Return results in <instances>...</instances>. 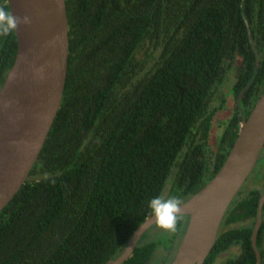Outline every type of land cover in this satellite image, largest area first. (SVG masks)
Masks as SVG:
<instances>
[{
  "label": "trees",
  "instance_id": "trees-1",
  "mask_svg": "<svg viewBox=\"0 0 264 264\" xmlns=\"http://www.w3.org/2000/svg\"><path fill=\"white\" fill-rule=\"evenodd\" d=\"M65 2L62 101L24 185L0 212V264L116 259L152 215L151 198L176 196L183 204L214 177L264 92V0ZM0 7L9 9L6 0ZM16 50L14 31L0 36V88ZM230 75L232 113L212 147ZM261 153L204 264H255L251 233L264 182L248 184L259 180ZM188 219L180 216L172 246ZM155 227L123 264H151L160 245L150 234ZM256 245L264 264V205ZM232 248L236 257L223 256Z\"/></svg>",
  "mask_w": 264,
  "mask_h": 264
},
{
  "label": "water",
  "instance_id": "water-1",
  "mask_svg": "<svg viewBox=\"0 0 264 264\" xmlns=\"http://www.w3.org/2000/svg\"><path fill=\"white\" fill-rule=\"evenodd\" d=\"M6 4L15 16H27L30 22L14 30L17 50L0 88V212L24 185L47 139L61 105L69 55L65 0H6ZM263 148L264 92L241 122L220 170L182 204L181 216L189 219L170 264H204L225 213L262 158ZM263 205L264 193L251 233L255 264H261L256 239ZM154 225L151 215L135 230L121 255L106 264H123Z\"/></svg>",
  "mask_w": 264,
  "mask_h": 264
},
{
  "label": "clouds",
  "instance_id": "clouds-1",
  "mask_svg": "<svg viewBox=\"0 0 264 264\" xmlns=\"http://www.w3.org/2000/svg\"><path fill=\"white\" fill-rule=\"evenodd\" d=\"M30 20L27 16L18 17L11 9L0 7V36H6L17 29L20 24H27ZM155 224L168 233H175L177 224L182 214V201L176 196L167 198L155 196L148 201Z\"/></svg>",
  "mask_w": 264,
  "mask_h": 264
},
{
  "label": "rangeland",
  "instance_id": "rangeland-1",
  "mask_svg": "<svg viewBox=\"0 0 264 264\" xmlns=\"http://www.w3.org/2000/svg\"><path fill=\"white\" fill-rule=\"evenodd\" d=\"M233 81H234V76L233 75H230L229 77V81L226 85H224L222 87V90L223 92L225 91L226 92V107L224 110H222L221 112H219L216 116H215V125H214V129L212 131V139H211V143H212V147H214L215 145V139L217 137V131L219 132L218 133V136L221 134L223 128H224V125H225V121L226 119L231 115L232 111H231V94H230V88L233 84ZM220 120H223L219 123V128H218V122ZM218 128V130H217ZM258 169V168H257ZM252 175V174H251ZM249 176V178H251L252 176ZM253 176L254 178L256 179V177H259V180L255 183L252 179V181L248 184V188H257V189H260L262 183L264 182V163L262 164L261 166V169H258L256 170L254 173H253ZM248 178V179H249ZM248 181V180H247ZM246 184V183H245ZM244 184V185H245ZM154 238L158 239L160 241V245L158 246V248L156 249L157 252L155 254V256L153 257V260L156 256H164L166 255V257L168 256V254L170 253V250H171V247H172V244L170 243L171 242V239H172V235L174 233H168L162 229H160L159 227H155L151 233H150ZM171 244V245H170ZM166 251H168L166 253ZM153 260L151 262V264H162L163 261L162 259L160 261H156L155 263H153ZM222 260L221 258L219 259V261ZM219 261L215 262V264H220Z\"/></svg>",
  "mask_w": 264,
  "mask_h": 264
},
{
  "label": "flooded vegetation",
  "instance_id": "flooded-vegetation-1",
  "mask_svg": "<svg viewBox=\"0 0 264 264\" xmlns=\"http://www.w3.org/2000/svg\"><path fill=\"white\" fill-rule=\"evenodd\" d=\"M261 160V159H260ZM179 245V244H178ZM178 245L175 247V244H173L171 250H170V253L168 254V257L171 256L173 253L175 255L176 251H177V248H178ZM168 251H166L167 253ZM239 253V249L238 248H232L230 251H228L227 253H225L223 256H229L231 255L232 257H236V255ZM167 255V254H166ZM174 258V256H173ZM172 258V259H173ZM170 264V263H169Z\"/></svg>",
  "mask_w": 264,
  "mask_h": 264
}]
</instances>
